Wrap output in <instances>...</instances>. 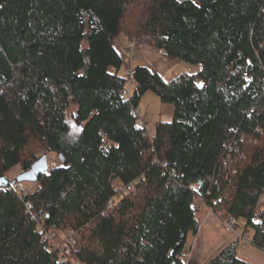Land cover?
Returning a JSON list of instances; mask_svg holds the SVG:
<instances>
[{
    "label": "trees",
    "instance_id": "obj_1",
    "mask_svg": "<svg viewBox=\"0 0 264 264\" xmlns=\"http://www.w3.org/2000/svg\"><path fill=\"white\" fill-rule=\"evenodd\" d=\"M120 35L201 67L165 81L135 65L121 95ZM147 90L173 105L152 136L135 112ZM232 139L241 153L221 165ZM35 145L63 161L33 191L5 188L7 171L38 158ZM0 177V264H61L28 203L47 228L81 227L83 264H184L197 195L214 209L229 197L226 215L264 251V0H0ZM139 177L102 214L116 185ZM235 242L206 264H254Z\"/></svg>",
    "mask_w": 264,
    "mask_h": 264
},
{
    "label": "rangeland",
    "instance_id": "obj_2",
    "mask_svg": "<svg viewBox=\"0 0 264 264\" xmlns=\"http://www.w3.org/2000/svg\"><path fill=\"white\" fill-rule=\"evenodd\" d=\"M116 47L119 48V45ZM136 51L137 49L135 50L134 55ZM121 54L123 56L125 55L126 58L127 54L122 52ZM133 59L129 60L130 64L133 63ZM180 61L181 63L176 65L172 71L178 72L180 70H187V72H194V74H196L201 67L200 64H191L183 60ZM120 73H124V68L120 70ZM137 109L139 116L144 118L146 121V131L148 135H151L154 132L155 123L160 121L159 115L172 114L173 105L171 103L160 101L158 95L155 92L147 90L142 95ZM35 146L36 148L34 155L36 157H40L43 153H46L50 166L57 164L59 165L61 163L56 157L55 153L45 152L40 146ZM22 171V165H16L5 173V177L14 183L16 182L15 177ZM21 185L23 187L22 191L30 192L38 186V183L24 181L21 182ZM229 199L230 198L226 196V199L221 201V203L217 206V209H215V211L213 209V214L209 215L208 213H210V206L205 203L203 204L200 201H195V213L199 222V229L197 233H189L187 237V242L184 246L182 255L186 264H203L207 261V257H209L210 252L215 251L216 253L225 245L233 243L236 240L234 233L227 232L219 220L222 214L226 212ZM239 222L241 224L238 226H240V229L244 230V227H246L245 220L239 219ZM61 234L62 232L55 231V238L60 239L62 236ZM78 235L79 234H77V241L79 240ZM235 245L237 247V255L242 260L254 264H264V251L260 248L253 246L252 244L240 246L238 242H235ZM198 249H202V251L200 252Z\"/></svg>",
    "mask_w": 264,
    "mask_h": 264
},
{
    "label": "built area",
    "instance_id": "obj_3",
    "mask_svg": "<svg viewBox=\"0 0 264 264\" xmlns=\"http://www.w3.org/2000/svg\"><path fill=\"white\" fill-rule=\"evenodd\" d=\"M148 38H149L148 36H144L141 39L140 38H132V39H128L126 41L125 46H126V50H127L128 54H129L130 60H132L134 58L135 50L138 49V47L143 44L144 40L148 39ZM133 68H134V66L132 64H130L129 67L127 68L126 75H125L127 78V84L120 90L121 95L128 96L131 92V88L134 84V79H133L134 69ZM135 112L137 115H139L138 109H136ZM137 123L140 126L146 127L144 118H142L140 116L138 118ZM224 146L226 149H225V154L222 157L221 165L222 164H228V163L232 162L234 159H236L235 156L239 155L241 153L239 142L236 139H232L230 141H227L224 144ZM49 165H50V163H49ZM221 165L219 167V170L222 168ZM49 167H52V166H49ZM141 178H143V177L141 176ZM139 179H140V177L136 178V180H132L126 184H117L116 185V195L112 196L108 200V202L105 205V208L102 211V214L106 213V211L114 205V203L118 197H121V196L129 193L131 190H133L135 187V182L138 181ZM207 180L211 181L215 184L218 183V179L213 174L209 175ZM11 184L12 185L10 187H5V188H8V189L13 188L14 190H16L17 192H19L21 194L27 193V192L22 191L23 187L21 185V182H14ZM196 201H200L201 203H203V204L205 203L208 206H210L209 207L210 213H208V215L213 214L214 207H212L207 202H205L204 196L197 195ZM258 204H260V205L264 204V195L260 196V198L258 199ZM26 211L30 215V218L36 222L37 228L40 229L41 232L43 233V238L52 242V245L54 246V248L58 252L59 261L61 264H83L79 259H77L73 256V250H74L73 247L77 244V234L79 233L81 227L67 228L64 231H62L61 238L56 239L55 238V229L51 226L47 228L44 225L45 213L43 212L42 209H38V210L34 209L32 207V205L28 203L26 205ZM214 211H215V209H214ZM219 220L227 232L234 233L235 238L238 239V243L240 246H244L246 244H248V245L251 244V237H252L253 231L250 227L246 226V227H244V230L240 229V231H238L237 227L240 223L239 219H237L235 217H228L226 215V212L224 214H222V216L219 218ZM252 221L255 224L261 222L260 218H258V217H254L252 219ZM182 255H183V250L178 255V258L184 264H186Z\"/></svg>",
    "mask_w": 264,
    "mask_h": 264
},
{
    "label": "crops",
    "instance_id": "obj_4",
    "mask_svg": "<svg viewBox=\"0 0 264 264\" xmlns=\"http://www.w3.org/2000/svg\"><path fill=\"white\" fill-rule=\"evenodd\" d=\"M127 40L128 39H126L124 36L120 35L115 40V44H116V46L119 45V48H118L119 51L124 53V54H127L126 57L129 58V54H128V52L126 50V46H125ZM132 62H133L132 63L133 66H135V65L146 66L151 71L159 73L160 76L165 81L171 80L172 78L176 77L181 72H187V70H180L178 72L172 71L176 65L181 63V61L180 60H169L164 55V51L162 49H157L148 43H143L141 46L138 47ZM187 73L194 74V72H187ZM159 117H160V121H170L171 120V114H162V115H159ZM151 136H152V134H151ZM240 224L241 223H239V225ZM237 228H238L237 230L240 231V226H238ZM199 251L201 252L202 249H200ZM214 254H215V251L210 252L209 257H207V261ZM206 262L203 264H206Z\"/></svg>",
    "mask_w": 264,
    "mask_h": 264
},
{
    "label": "water",
    "instance_id": "obj_5",
    "mask_svg": "<svg viewBox=\"0 0 264 264\" xmlns=\"http://www.w3.org/2000/svg\"><path fill=\"white\" fill-rule=\"evenodd\" d=\"M60 162L63 161V155L61 152L57 155ZM49 162L47 159V154L44 153L40 157L36 158L29 166L28 169L23 170L21 173H19L15 177L16 182H24V181H30V182H37L38 176L41 173L46 172L49 169ZM7 180L5 177H0V185L6 184Z\"/></svg>",
    "mask_w": 264,
    "mask_h": 264
}]
</instances>
